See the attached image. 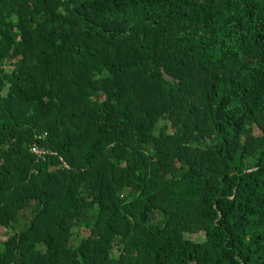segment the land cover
I'll return each instance as SVG.
<instances>
[{"label":"trees","instance_id":"1","mask_svg":"<svg viewBox=\"0 0 264 264\" xmlns=\"http://www.w3.org/2000/svg\"><path fill=\"white\" fill-rule=\"evenodd\" d=\"M0 228V264H264V0H0Z\"/></svg>","mask_w":264,"mask_h":264},{"label":"built area","instance_id":"2","mask_svg":"<svg viewBox=\"0 0 264 264\" xmlns=\"http://www.w3.org/2000/svg\"><path fill=\"white\" fill-rule=\"evenodd\" d=\"M30 152L37 158V159H44L49 155H53L55 153L49 151L48 149L39 146L38 144H33L30 148ZM64 167L67 168L66 164L64 163Z\"/></svg>","mask_w":264,"mask_h":264},{"label":"rangeland","instance_id":"3","mask_svg":"<svg viewBox=\"0 0 264 264\" xmlns=\"http://www.w3.org/2000/svg\"><path fill=\"white\" fill-rule=\"evenodd\" d=\"M10 234V231L5 228H0V241H3L6 239V237ZM190 239L195 240V241H200L202 239L201 236H189Z\"/></svg>","mask_w":264,"mask_h":264}]
</instances>
